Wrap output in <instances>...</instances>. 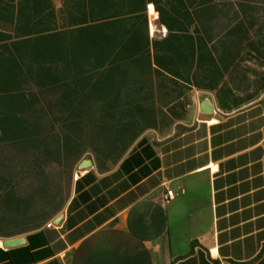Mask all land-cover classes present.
I'll return each instance as SVG.
<instances>
[{
	"label": "trees",
	"instance_id": "1",
	"mask_svg": "<svg viewBox=\"0 0 264 264\" xmlns=\"http://www.w3.org/2000/svg\"><path fill=\"white\" fill-rule=\"evenodd\" d=\"M150 7L166 37H151ZM263 58L264 0H81L27 13L0 0V238L54 218L83 158L117 163L147 130L186 118L194 87L227 109L254 100L264 69L251 61Z\"/></svg>",
	"mask_w": 264,
	"mask_h": 264
},
{
	"label": "crops",
	"instance_id": "2",
	"mask_svg": "<svg viewBox=\"0 0 264 264\" xmlns=\"http://www.w3.org/2000/svg\"><path fill=\"white\" fill-rule=\"evenodd\" d=\"M78 1L16 3L27 13ZM149 10L151 37H166ZM192 97L186 118L147 130L119 162L78 165L63 209L13 236L24 243L0 245V264H264V93L233 109L216 90ZM204 98L213 112L201 111Z\"/></svg>",
	"mask_w": 264,
	"mask_h": 264
},
{
	"label": "water",
	"instance_id": "3",
	"mask_svg": "<svg viewBox=\"0 0 264 264\" xmlns=\"http://www.w3.org/2000/svg\"><path fill=\"white\" fill-rule=\"evenodd\" d=\"M214 103L210 98H204L201 102V111L206 112V113H211L214 111ZM94 160L91 157L88 158H84L80 164L79 167L81 169H85L88 168L89 166H91L93 164ZM64 213H60L56 218H55V222L59 223L61 221V219L63 218ZM25 242V237L24 236H18V237H12V238H6L4 240V244L6 246H14L20 243H24Z\"/></svg>",
	"mask_w": 264,
	"mask_h": 264
},
{
	"label": "built area",
	"instance_id": "4",
	"mask_svg": "<svg viewBox=\"0 0 264 264\" xmlns=\"http://www.w3.org/2000/svg\"><path fill=\"white\" fill-rule=\"evenodd\" d=\"M173 196H174V190L172 188H169L167 193H166L165 200L170 201ZM0 245H4V239L3 238H0Z\"/></svg>",
	"mask_w": 264,
	"mask_h": 264
},
{
	"label": "rangeland",
	"instance_id": "5",
	"mask_svg": "<svg viewBox=\"0 0 264 264\" xmlns=\"http://www.w3.org/2000/svg\"><path fill=\"white\" fill-rule=\"evenodd\" d=\"M261 93H264V91H261L260 94H261Z\"/></svg>",
	"mask_w": 264,
	"mask_h": 264
}]
</instances>
